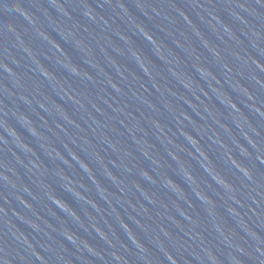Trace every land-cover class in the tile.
<instances>
[{
  "label": "water",
  "instance_id": "1",
  "mask_svg": "<svg viewBox=\"0 0 264 264\" xmlns=\"http://www.w3.org/2000/svg\"><path fill=\"white\" fill-rule=\"evenodd\" d=\"M5 258L264 264V0H0Z\"/></svg>",
  "mask_w": 264,
  "mask_h": 264
},
{
  "label": "clouds",
  "instance_id": "2",
  "mask_svg": "<svg viewBox=\"0 0 264 264\" xmlns=\"http://www.w3.org/2000/svg\"><path fill=\"white\" fill-rule=\"evenodd\" d=\"M18 10L22 11L24 16H28L27 11H24V10H22V9H18ZM145 35L147 36V39H148L149 41L153 40V39H152V36H151L150 34L145 33ZM58 47H59V46H58ZM137 55H138V54H137ZM77 71H78V70H77ZM13 131H15V129H13ZM244 171H245V172H249V170H247V169H244ZM188 175H189V176H192V173H191V172H188ZM168 183H169V184H177V183H176L171 177L168 178ZM65 202L67 203V201H65ZM67 204H68V203H67ZM68 205H69V204H68ZM69 206H70V208H71V205H69ZM73 209H74V208H73ZM73 214L75 215V212H74V211H73ZM71 239H75V236H72ZM3 264H9V262L7 261V258L4 259Z\"/></svg>",
  "mask_w": 264,
  "mask_h": 264
}]
</instances>
